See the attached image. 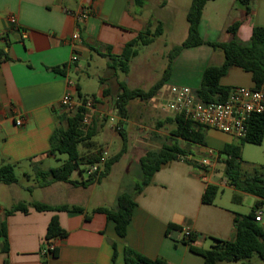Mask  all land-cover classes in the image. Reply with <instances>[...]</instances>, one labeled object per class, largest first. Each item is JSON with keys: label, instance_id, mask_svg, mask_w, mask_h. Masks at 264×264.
Segmentation results:
<instances>
[{"label": "crops", "instance_id": "crops-1", "mask_svg": "<svg viewBox=\"0 0 264 264\" xmlns=\"http://www.w3.org/2000/svg\"><path fill=\"white\" fill-rule=\"evenodd\" d=\"M151 1L146 0V5L140 7L134 0H0V49L8 55V58L0 56V164L4 161L16 164L17 171L35 182L31 191L28 190L31 194L29 199L18 192L26 189L20 180L12 184L18 189L12 207L20 202H42L85 208L83 213L40 212L29 208L28 212L7 215V210L12 207L0 204V223L7 226L10 245V250L4 252V238L0 239V264H5L6 260L10 264H44L42 246L55 216L59 217L67 236L54 239L57 254L47 255V264H126V248L149 259L164 258L168 264H206L203 256L192 252L190 246L182 242L183 232L167 234L169 224L183 230L190 229L197 236L196 246L209 249L213 238L229 241L236 238L234 220L240 211L235 204H241L244 197L250 196L252 210L256 203L262 201L261 197L233 186L236 193L230 205L220 203L219 195L214 204L204 203L203 195L208 184L220 186L215 172L218 171V164L225 161L221 151L227 144H238L239 140L213 129L204 133L205 146L174 137L175 114L173 118H167L172 127L170 134L165 133L162 127L152 129L155 143L150 142L151 135H144L146 144L140 148L138 163L148 151H159L165 145H178L188 151L189 158L199 163L207 160L209 164L202 170L183 159L162 165L150 184L136 196L137 206L126 237L118 236L115 223L108 220L105 214L93 213L94 209L103 205L92 207L90 200L54 201L55 192L90 189L95 184L87 188L63 182L39 186L36 173L54 168L51 160L58 159V155L50 154L51 137L64 126L61 116L67 109L62 107L61 101L67 92L73 93L77 104H81L77 97L78 87L87 96V122L97 128V133L99 118L110 116L112 112L119 113L117 107L112 110L124 82L117 71L108 66L109 73L112 70L115 78L112 94L111 84L105 77L100 78L102 88L99 95L93 96L83 92L76 78L85 74L89 76L84 61H92L95 56L108 59L106 55L109 53L122 54L127 43L135 39L150 20H156L146 12ZM155 1L161 7V0ZM170 2L163 8L168 7ZM84 8L91 9V16L84 23H79L76 15ZM252 8L248 17L244 5L238 0L208 2L200 23L201 37L208 43H228L236 38L248 44L254 28L264 27V0H253ZM11 17L16 19L15 24L10 21ZM236 22L242 23L234 36L229 28ZM76 34L79 39L74 40ZM163 36L164 33L159 38ZM220 51L209 44L184 49L175 58L171 77L156 97L168 99L173 85L189 87L187 83L190 80L198 81L199 85L192 88L196 91L207 67L224 62V53ZM74 54L78 58L72 63ZM63 66H67L65 74L52 70ZM125 83L130 87V78ZM221 84L231 88L256 87L252 73L238 66L230 69L221 79ZM130 105L131 102L128 109ZM18 115L26 117L22 127L16 126ZM125 122L130 121L127 119ZM162 125L160 122L159 126ZM123 129L126 131L124 125ZM164 134L167 135V142L160 141ZM37 190L43 191V198L35 196Z\"/></svg>", "mask_w": 264, "mask_h": 264}, {"label": "trees", "instance_id": "trees-1", "mask_svg": "<svg viewBox=\"0 0 264 264\" xmlns=\"http://www.w3.org/2000/svg\"><path fill=\"white\" fill-rule=\"evenodd\" d=\"M135 3L144 7L146 0H134ZM214 0H193L187 12V21L189 24V33L187 39L178 45L171 56L169 65L165 69L161 79L153 85L148 91L140 88L132 89L125 82L121 83V92L116 101L119 115L127 117L128 105L134 100L149 101L155 98L158 93L165 87L169 81L175 58L186 48L196 47L209 44L213 48L221 50L225 59L221 65H210L204 72L201 84L195 91L197 98L204 103L224 102L231 90L221 84V79L228 74L233 66H238L247 72L252 73L255 88H261L264 85V27L257 26L253 30L251 41L248 44L241 43L234 39L228 43H208L200 35V23L203 17L204 9L208 2ZM244 5L246 14L249 17L252 14L253 0H238ZM169 0H161V7L167 6ZM242 22L233 24L229 31L236 36ZM154 20H150L145 28L132 41L128 42L122 54L106 55L109 59V67L115 71L121 70L127 74L130 71V63L139 55L141 46L151 45L155 39L164 33L163 23L158 21V26L153 30ZM8 55L0 49V56ZM67 66L54 67L53 71L65 74ZM77 97L81 100V105L77 107L73 114L64 113L61 121L64 126L58 128L51 137L50 154L67 155V159L58 167L48 171H38L36 177L40 187H46L53 183H69L74 187L87 188L95 183H100L105 177H108L113 167L128 152V137L122 128L119 130L124 140L122 150L115 156L108 158L105 162L104 169L99 174H89L88 179L74 180L72 175L76 172L82 173V167L85 164H96L101 161L102 151L98 150L92 155H84L80 149L82 146L88 148L94 147V137L97 135V128L85 123L89 110L87 108L88 98L82 94L81 89L77 88ZM176 127L172 130L174 137L186 141L206 145L205 131L208 128L197 125L194 122L185 120L182 116L176 115L174 118ZM264 141V115H256L250 123V133L245 139L239 140L238 144H227L221 151L226 155V174L228 182L236 189L257 195L262 201L256 203L249 214L237 213L234 225L237 231L236 238L232 241L213 238V244L209 249L196 246L197 236L192 232L189 237L183 236L182 242L189 245L192 252L204 257L206 264H227L244 262L250 264L254 256L264 260V227L256 220L255 211L264 204V176L256 174L246 176L242 172V146L245 143L261 145ZM178 159H184L194 165L196 169L202 170V166L197 160L189 158L188 151L178 145H165L159 151H148L139 160V166L142 171V181L133 191L123 192L117 198V206L114 209L107 207H98L93 213H103L108 220L115 223L118 236L124 238L127 235L128 226L130 225L134 210L137 206L135 198L144 188L150 184L153 175L161 168L162 165ZM19 183L17 176V165L4 161L0 165V184L12 185ZM31 191V187L27 188ZM220 194V186L217 184H208L203 195V202L214 204ZM29 208L37 211H54V212H85L81 205H50L42 202H20L7 210V215L16 212H28ZM90 219V216H87ZM183 232V229L175 224H169L167 234L172 232ZM66 230L61 227L59 217L52 218L46 241L56 238H65ZM4 238L3 251L8 252L10 245L8 242L7 226L0 223V239ZM53 255L57 254L55 250ZM44 256V264H47ZM126 264H168L164 258L149 259L131 248L125 250ZM5 264H10L8 260Z\"/></svg>", "mask_w": 264, "mask_h": 264}, {"label": "rangeland", "instance_id": "rangeland-1", "mask_svg": "<svg viewBox=\"0 0 264 264\" xmlns=\"http://www.w3.org/2000/svg\"><path fill=\"white\" fill-rule=\"evenodd\" d=\"M193 0H171L168 7H159L155 0H152L147 7L146 12L154 17L153 30L158 26V20L163 21L164 36L157 37L155 41L148 46H141L139 55L133 59L130 63L129 74L123 73L118 70L117 73L120 79L124 82H128L130 78V88H140L148 91L153 85H155L163 76V73L169 65L173 51L178 45H181L188 37L189 24L187 21V12L191 6ZM222 53V51H220ZM223 54V53H222ZM90 63V65H88ZM174 64V63H173ZM86 73L80 78H76L83 87V92L90 96L99 95L102 83L101 77H105L110 85L111 94L114 93L113 71L109 73V60L104 57L95 56L91 61H84ZM166 67V68H165ZM196 81V80H193ZM192 80L188 81L189 87H196L197 82ZM202 81V80H201ZM201 84V82H200ZM152 100V99H151ZM167 99L156 97L154 100L142 102L141 100H135L131 102L128 110L127 118L123 119L119 113H113L99 118L98 120V133L94 137L93 141L95 146L88 148L87 146L80 147L84 155H92L98 150L104 151L108 149L109 158L117 155L124 146V140L120 134L118 127L122 128V131L127 134L128 137V153H126L122 159L116 163L113 167L111 174L101 180L100 183H95V187L90 189H69L65 193L55 192L54 201L58 203H67L68 201H85L90 200L92 207L97 205H103L104 207L114 209L117 206V198L123 192H131L142 181V171L137 161V156L141 153V147L145 146L144 135H151L150 142H157L152 135L154 131L152 129H162L165 133H171V125L167 122V118L174 117V114L167 107ZM116 106L112 108L115 109ZM66 113L73 114L71 110H66ZM115 117V121L111 120V117ZM129 119L130 122H125ZM160 122L163 124L160 125ZM123 125L125 130L123 129ZM92 126V125H91ZM162 140L167 142V135H161ZM196 155L198 151L195 150ZM223 160L226 159V155H223ZM67 159V155H58V159L51 160L52 167H58ZM1 165V164H0ZM92 165L85 164L82 167V173L76 172L72 175L74 180L88 179ZM101 168L97 174L103 171ZM218 171L215 172V179L220 181V194L219 202L222 204L230 205L233 200L234 187L229 184L228 176L226 174L225 161L218 164ZM242 172L246 176H254L256 174L264 176V141L261 145H255L251 143H245L242 146ZM17 176L20 180V184L26 187L18 192H21L26 199H29L31 194L29 193V187L34 185V181L29 180L26 176H23L21 171H17ZM35 177V176H34ZM66 186V185H63ZM66 188V187H64ZM16 185L0 184V204H4L7 208H11L13 205V199L17 193ZM36 197L43 198V191L37 190ZM244 201L241 204H235L234 206L242 214H249L251 211V197H244ZM263 222L264 225V205ZM230 264V263H229ZM234 264V263H231ZM251 264H264V260H261L257 255L251 261Z\"/></svg>", "mask_w": 264, "mask_h": 264}, {"label": "built area", "instance_id": "built-area-1", "mask_svg": "<svg viewBox=\"0 0 264 264\" xmlns=\"http://www.w3.org/2000/svg\"><path fill=\"white\" fill-rule=\"evenodd\" d=\"M91 16V9L84 8L76 18L79 23H84ZM15 24L16 19L10 18ZM74 40L79 39V35L73 36ZM74 54L72 63L77 60ZM73 85V83H71ZM167 107L175 115L182 116L185 120L194 122L197 125L208 129L220 131L228 134L237 140L245 139L250 133V123L254 116L264 115V85L261 88H249L244 86L232 87L227 99L224 102L204 103L197 98L195 90L188 86L173 85L167 99ZM62 107L71 110L73 113L81 104L74 101L73 93L67 92L61 101ZM88 105V103H87ZM115 121V117H111ZM26 123V117L18 115L16 126L22 127ZM85 123L88 124L87 118ZM121 127H118L120 130ZM109 151L105 149L101 154V161L93 164L91 173H97L104 167L109 158ZM184 160V159H183ZM202 166H207V160L200 162ZM208 181V178H206ZM256 220L262 221L263 211L259 207L255 211ZM192 234L190 229L183 230V236L189 237ZM55 251V241H45L42 246V254L49 255Z\"/></svg>", "mask_w": 264, "mask_h": 264}]
</instances>
